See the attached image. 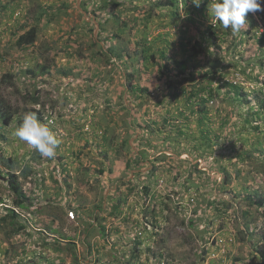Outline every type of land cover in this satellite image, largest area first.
<instances>
[{
  "label": "rangeland",
  "instance_id": "374dc122",
  "mask_svg": "<svg viewBox=\"0 0 264 264\" xmlns=\"http://www.w3.org/2000/svg\"><path fill=\"white\" fill-rule=\"evenodd\" d=\"M212 2L0 0V264H260L264 11L233 35Z\"/></svg>",
  "mask_w": 264,
  "mask_h": 264
},
{
  "label": "clouds",
  "instance_id": "9594fccd",
  "mask_svg": "<svg viewBox=\"0 0 264 264\" xmlns=\"http://www.w3.org/2000/svg\"><path fill=\"white\" fill-rule=\"evenodd\" d=\"M201 2L202 0H192V4L197 8ZM262 3L264 0H213L208 12H210L214 24L219 23L223 29H230L231 34L238 35L247 27L246 14L264 11V8L261 7ZM12 135L45 158L55 157L56 149L60 143L49 127L38 120L34 112L24 114L22 123ZM69 218L72 219L70 213Z\"/></svg>",
  "mask_w": 264,
  "mask_h": 264
},
{
  "label": "trees",
  "instance_id": "16d2710c",
  "mask_svg": "<svg viewBox=\"0 0 264 264\" xmlns=\"http://www.w3.org/2000/svg\"><path fill=\"white\" fill-rule=\"evenodd\" d=\"M175 1L176 0H169V4H166V5L173 7V6H175ZM40 19H38L37 22H39ZM36 31H37L36 27H30V28H27L26 30L24 29L20 33H17V35L15 36V39H14L15 48L17 50H24L25 48L31 46L34 42L36 35H37ZM239 92H240V94L242 93V91H239ZM1 108H2L1 115H4V119L2 120V122L5 125H9L11 123L13 113H10V111H8L7 107H5V106L4 107L0 106V109ZM8 185H9L11 193L14 195V200L12 203L13 206L16 208H21L23 206L25 196H24L23 191L21 190V188H19V185L17 183V175L9 174ZM263 204H264V200L262 198L258 199L257 201H253V205H255V206L257 205L258 207L262 206ZM255 248H256V251L258 252V255H259L260 264H264V245L261 244V242H258V243H256Z\"/></svg>",
  "mask_w": 264,
  "mask_h": 264
},
{
  "label": "built area",
  "instance_id": "2783aa9c",
  "mask_svg": "<svg viewBox=\"0 0 264 264\" xmlns=\"http://www.w3.org/2000/svg\"><path fill=\"white\" fill-rule=\"evenodd\" d=\"M70 216H73L72 213H70Z\"/></svg>",
  "mask_w": 264,
  "mask_h": 264
}]
</instances>
